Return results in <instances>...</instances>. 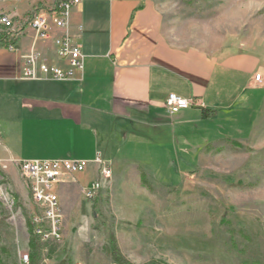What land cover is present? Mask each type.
<instances>
[{
	"label": "crops",
	"instance_id": "0c3cea01",
	"mask_svg": "<svg viewBox=\"0 0 264 264\" xmlns=\"http://www.w3.org/2000/svg\"><path fill=\"white\" fill-rule=\"evenodd\" d=\"M55 1L0 0V14L23 25L15 51L0 47L2 171L14 177L22 159H83V188L97 177L99 156L112 187L128 179L137 187L141 174L151 181L156 170H177L178 179L207 151L252 133L264 105V64L253 52L231 42L213 51L191 45L159 0H80L66 26L40 41L24 19ZM64 33L80 44L82 71L62 80L23 78L30 50L63 65L55 41ZM170 93L203 108L171 114ZM70 177L56 187L60 200Z\"/></svg>",
	"mask_w": 264,
	"mask_h": 264
},
{
	"label": "rangeland",
	"instance_id": "374dc122",
	"mask_svg": "<svg viewBox=\"0 0 264 264\" xmlns=\"http://www.w3.org/2000/svg\"><path fill=\"white\" fill-rule=\"evenodd\" d=\"M159 5L191 45L213 51L231 42L264 64V0ZM151 174L137 187L131 179L112 187L110 177L91 199L79 174L71 176L72 187L61 193L62 238L41 242L32 236L33 205L18 169L14 177L0 169V262L123 264L115 250L129 264H264V105L243 142L207 151L178 179L177 170Z\"/></svg>",
	"mask_w": 264,
	"mask_h": 264
},
{
	"label": "built area",
	"instance_id": "2783aa9c",
	"mask_svg": "<svg viewBox=\"0 0 264 264\" xmlns=\"http://www.w3.org/2000/svg\"><path fill=\"white\" fill-rule=\"evenodd\" d=\"M80 0H57L47 6H36L24 19V24L32 28L36 38L44 41L49 38L52 28L63 29L69 19L71 9ZM23 34V25H18L7 14H0V44L9 51H15V41ZM56 57L62 66L47 63L36 50H30L23 56L22 77L25 79H70L83 69V56L80 44L70 35L61 34L55 41ZM260 74L255 75V80ZM169 113L174 114L181 109L201 106L192 97H181L170 93L166 98ZM97 177L83 187L84 196L94 198L101 181L111 177L110 169L102 163L99 156ZM88 161L83 159H22L17 163V169L24 181V186L33 205L30 213L32 234L41 242L60 241L63 234V212L56 187L63 177L78 174L87 167ZM1 194V192H0ZM28 261V255L22 257Z\"/></svg>",
	"mask_w": 264,
	"mask_h": 264
},
{
	"label": "trees",
	"instance_id": "16d2710c",
	"mask_svg": "<svg viewBox=\"0 0 264 264\" xmlns=\"http://www.w3.org/2000/svg\"><path fill=\"white\" fill-rule=\"evenodd\" d=\"M3 46V44H0V47H2ZM195 101H196V99L195 98H193ZM195 107H200V108H203L202 106H195ZM212 113V112H211ZM209 112L206 110V109H202V116L203 117H207V116H209ZM141 176H143V174H141ZM32 236H34V235H32ZM37 239V238H36ZM35 238L34 239H30V241H29V243H30V246L32 247V249H33V247H34V245L36 244V241H34V240H36ZM36 247H38L37 246V244L35 245ZM35 249H37V248H34V250ZM113 255L117 258V260L119 261V263H123V264H129L127 261H125L115 250L113 251ZM31 262H34V260L33 261H31ZM0 264H2L1 262H0ZM33 264H35V263H33Z\"/></svg>",
	"mask_w": 264,
	"mask_h": 264
}]
</instances>
